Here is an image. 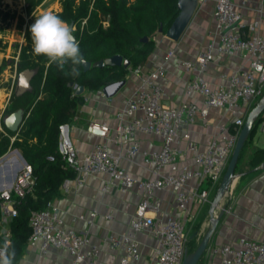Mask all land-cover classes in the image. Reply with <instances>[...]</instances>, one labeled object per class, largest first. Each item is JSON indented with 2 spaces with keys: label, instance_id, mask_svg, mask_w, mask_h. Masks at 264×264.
<instances>
[{
  "label": "built area",
  "instance_id": "obj_1",
  "mask_svg": "<svg viewBox=\"0 0 264 264\" xmlns=\"http://www.w3.org/2000/svg\"><path fill=\"white\" fill-rule=\"evenodd\" d=\"M196 1L203 3L206 0ZM245 3V0L238 3L235 0H213L211 17L214 28L209 40L194 58L181 61V66L190 72L184 95L198 94L201 103L183 100L177 105H165L161 83L165 69L162 65L149 69L139 65L128 72L136 79V88L115 114L118 124L112 128L115 141L123 145L122 152L98 141L79 158L68 134L69 124L58 126L56 151L61 161L73 170L75 185L81 184L89 175L102 174L106 178L101 183V192L115 189L125 193L135 189L139 193L127 230L107 237L110 249L124 250L117 264L137 263L139 243L135 235L141 231L149 232L156 240V264L182 263L187 240L184 222L160 211L157 192L167 189L178 212H185L188 204L207 202L209 189L222 178L250 104L264 91V37L257 32V21L247 24L242 20L240 8H245ZM263 5L264 0H256L254 9L260 19L264 17ZM173 55L174 52L168 50L162 59L167 61ZM217 55L237 56L241 66L229 74H220L221 81L212 86L203 74L207 64ZM118 84L110 83L101 90L107 96L112 95L117 92ZM209 108L223 109L229 125L224 132L209 137L204 148L199 149L190 140L189 133H179V128L194 123L197 115L205 117ZM262 115L258 126L264 134V111ZM85 130L101 140L107 138L111 127L106 121H92ZM135 133L157 137L159 148L142 149L134 141ZM182 142L192 153V167L162 173V168L177 162ZM137 156L150 165L155 175L153 178L137 179L120 168L122 159L133 162ZM47 159L53 161V156ZM10 160L3 163V171H0V249L10 240L11 233L5 228L6 224L16 216L20 199L31 194L35 186L31 166L21 162L17 155ZM15 162L18 168L10 186L6 187V170L10 171ZM191 180L197 182L193 188L188 185ZM67 183L68 180H64L61 187H66ZM97 214L95 209L92 210L84 219L86 225L91 226ZM104 217L111 218L110 215ZM28 226L26 247L37 248L40 254L50 249H65L71 256L70 264H97V249L90 243L87 231L79 232L72 226H65L53 201L46 203L42 210L31 211ZM210 254L219 257L218 264H264V238L255 241L240 237L232 244L211 247Z\"/></svg>",
  "mask_w": 264,
  "mask_h": 264
},
{
  "label": "crops",
  "instance_id": "obj_2",
  "mask_svg": "<svg viewBox=\"0 0 264 264\" xmlns=\"http://www.w3.org/2000/svg\"><path fill=\"white\" fill-rule=\"evenodd\" d=\"M4 1H1L2 7L11 6V3H8L11 0ZM238 2L239 0H235V3ZM245 2L246 7L240 8L242 20L247 24L257 21V32L264 37V17L261 19L257 17L254 9L256 0H245ZM212 8L213 0H206L203 3H198L196 0H178V12L173 23L165 33L155 38V49L143 68L149 69L162 65L165 69L164 76L161 78L165 105H177L183 100L201 103L202 99L198 94L189 97L184 95V87L190 78V72L181 66V61L194 58L209 40L214 28L211 17ZM262 10L264 12V5ZM23 30L24 28L22 36ZM168 50H172L174 55L171 59L163 61L162 56ZM1 58L2 54H0ZM240 66L241 61L237 56L217 55L207 64L203 76L208 84L215 86L221 81L220 74H229ZM123 81V85L117 92L109 96L105 95L101 89L97 91L83 89V103L78 107L68 129L70 140L79 158L98 141L114 151L122 152L123 145L115 141L112 128L116 123L118 124L115 114L120 111L126 98L136 88V79L127 73ZM8 97V94L0 92V109L6 105ZM252 103L249 110L255 105L252 106ZM92 121H106L109 124L111 131L107 138L99 140L86 132V125ZM228 125L229 118L223 109L209 108L205 117L197 115L194 123L180 127L179 133H189L190 140L196 143L199 149H203L209 137L224 132ZM261 136H257L255 132L251 140L243 145L240 151L242 163L239 165L237 162V166L239 165L237 169L240 172L237 173V177L233 178L223 201L214 209V215L220 216L207 242L206 249L196 264L219 263V257L210 254L213 246L229 245L240 237L255 241L264 238V168L260 165L251 168L248 164L254 149L264 150L262 132ZM133 138L142 149L149 151L159 148L157 137L135 133ZM180 150L177 162L162 168V173L176 172L181 167H192V153L186 149L184 142L180 145ZM120 168L137 179L155 176L150 165L145 163L140 156H137L133 162L122 159ZM0 171H3V168ZM243 173H246L244 177H242ZM105 178L102 174L89 175L79 185H75L74 181L69 179L67 186L60 187L58 197L52 201L59 209V215L65 226H72L79 232L87 231L90 243L97 249V264H117L124 250L123 248L110 249L107 237L127 230L129 219L139 200V193L135 189L125 193H120L115 189L101 192L100 186ZM188 185L193 188L197 182L191 180ZM201 187H204V184ZM157 197L160 200V211L163 214H171L184 222L186 237L196 221L200 220L204 224L202 215L205 205L209 203V196L207 202L203 204L196 202L188 204L185 212H178L175 209L172 196L167 189L157 192ZM94 209L98 213L97 217L94 223L88 226L84 219L89 217ZM206 214L208 219V209ZM105 215H110L111 218L106 219ZM72 218L75 220L72 221ZM5 228H9L7 224ZM135 236L139 243V260L131 264H156L155 238L147 231H141ZM70 261L71 256L65 249H50L47 253L40 254L37 248L26 247L16 264H70Z\"/></svg>",
  "mask_w": 264,
  "mask_h": 264
},
{
  "label": "trees",
  "instance_id": "obj_3",
  "mask_svg": "<svg viewBox=\"0 0 264 264\" xmlns=\"http://www.w3.org/2000/svg\"><path fill=\"white\" fill-rule=\"evenodd\" d=\"M177 3L178 0H60V10L53 14L74 27L72 34L87 62L93 64L116 54L129 62L127 68L103 65L87 71L79 65V74L75 76L70 74L71 65L66 66L65 71L69 74L65 75L55 63L50 64L45 56L35 54L31 26L36 18L30 16L35 2L26 4L29 18L23 30L24 43L18 47L16 70L17 73L25 69L31 72L29 87L21 94L12 90L3 110L7 115L22 110L17 130L9 131L3 121L0 123V156L9 148L17 149L25 163L31 166L35 177L32 193L20 199L17 214L8 224L10 250L14 249L16 253L14 264L26 248L30 212L44 209L46 203L58 197L62 182L75 175L56 151L58 126L69 124L83 103V94L75 95L72 86L81 85L84 90L97 91L110 83L123 81L130 69L144 65L155 49V38L167 31L177 15ZM9 15V12L0 10V21ZM4 47L0 38V51ZM2 69L0 64V73ZM262 114L263 111L243 145L256 132ZM50 155L53 161L47 159ZM263 161L264 150L254 149L248 164L256 168ZM245 175L243 173L242 177Z\"/></svg>",
  "mask_w": 264,
  "mask_h": 264
},
{
  "label": "rangeland",
  "instance_id": "obj_4",
  "mask_svg": "<svg viewBox=\"0 0 264 264\" xmlns=\"http://www.w3.org/2000/svg\"><path fill=\"white\" fill-rule=\"evenodd\" d=\"M1 1H4V0H0V10L9 12L10 17L5 19L4 21H0V36L2 37L3 41H5V47L0 51V54H2V58L0 59V64L3 65V69L0 73V92H4L10 95V92L12 90L15 93H17L18 91V85H17L18 73L16 70L17 63H18V55H19L18 47L24 43V39L21 34H22V29L25 27L27 23V19L29 18L28 17L29 13H26L25 11V7L27 6L26 4L30 1L35 2L34 8L32 9L30 14L32 18H38L41 14L45 12L55 13L59 11L60 0H11L10 2H8V3H11V6L4 5V7H2L3 4H1ZM69 27L71 30L74 28L71 25H69ZM263 95H264V91L261 96ZM258 99L259 97L253 100L254 102L252 101L253 102L252 106L256 104ZM5 107L6 105L0 109V123L7 116V114L3 112ZM256 132H257V136L259 135L260 137H262L261 132H260V126H257ZM15 150L17 149L9 148L3 154V155H6L4 158H1L0 156V168L2 167L3 163H8V161L12 157L14 156L16 157V153L14 152ZM237 162L239 165H241L242 163L241 158L239 159V161L237 160ZM237 162L235 165L236 168L234 169L235 175H237V173L240 172L237 169V167L239 166V165L237 166ZM17 167L18 165H15L14 163V168H12L13 170L11 169L12 171H10L8 175L9 182H12L13 175L16 172ZM231 182H233V180ZM219 183L220 181L213 188L209 189V192H208L209 194L208 202L209 203L212 200ZM226 191L224 192L219 203L223 201ZM209 203L205 205L204 210H203L202 219L204 220V224H202V221L198 220L192 225V227L188 231V234L186 237L187 238L186 254H190L197 247L203 234L205 233L208 227V219L206 216L207 215L206 210L208 209ZM184 232H186L185 229H184Z\"/></svg>",
  "mask_w": 264,
  "mask_h": 264
},
{
  "label": "water",
  "instance_id": "obj_5",
  "mask_svg": "<svg viewBox=\"0 0 264 264\" xmlns=\"http://www.w3.org/2000/svg\"><path fill=\"white\" fill-rule=\"evenodd\" d=\"M173 23V21H172ZM171 23V24H172ZM168 30V29H167ZM160 31V30H159ZM143 41L146 40L145 38L142 39ZM103 65H109V66H122L123 68H127L129 65V62L127 60H123L120 55H112L110 57H107L105 59H100L97 62L90 64L89 62L86 61L85 64L80 65L83 71H87L91 67H102ZM31 77V73L28 70H22L21 72L18 73V79H17V85H18V91L16 94H21L23 93L26 89L29 87V79ZM124 81H120L119 84L117 85L115 90H118L122 85ZM68 86H72V83H68ZM73 87V86H72ZM83 92V87L81 85L75 87L74 94L79 95ZM264 111V95L261 96L256 104L249 110L247 113L245 120L243 122V125L240 128V131L238 133L237 139L235 146L232 150L231 156L228 160L227 166L225 168V171L222 175V178L220 180V183L218 187L216 188L215 194L212 198V200L209 203L208 206V219H209V226L206 229L205 233L203 234L199 244L197 247L190 253L186 254L182 260L181 264H196L198 261L199 257L201 254L204 252L207 246V242L218 222L219 216L220 215H214V209L219 206V201L221 200L224 192L228 189L231 181L233 178H235L234 174V169L236 162L239 157V153L243 147V144L248 137L249 132L251 131L253 127V123L257 119L258 115ZM22 118V110L17 109L16 111L8 114L4 120H3V125L4 127L9 130V131H16L19 123ZM254 128V127H253ZM18 158L20 159L21 162L24 163L23 158L21 157L20 153L15 150L14 151ZM15 165H18L17 162H15ZM261 168H264V161L260 164ZM14 168V166L12 167ZM18 168V167H17ZM13 170V169H12ZM11 170V171H12ZM7 172V181H6V187H9L11 182L8 180V175L10 173L9 170H6ZM15 175V173H14ZM13 175V178H14Z\"/></svg>",
  "mask_w": 264,
  "mask_h": 264
},
{
  "label": "clouds",
  "instance_id": "obj_6",
  "mask_svg": "<svg viewBox=\"0 0 264 264\" xmlns=\"http://www.w3.org/2000/svg\"><path fill=\"white\" fill-rule=\"evenodd\" d=\"M31 36L35 54L45 56L50 64L55 63L61 71L71 65L70 74L75 76L79 74L77 66L86 63L69 25L56 14L45 12L36 18L31 26ZM68 74L65 71V75ZM15 255V250H10L6 242L0 249V264H14Z\"/></svg>",
  "mask_w": 264,
  "mask_h": 264
},
{
  "label": "bare ground",
  "instance_id": "obj_7",
  "mask_svg": "<svg viewBox=\"0 0 264 264\" xmlns=\"http://www.w3.org/2000/svg\"><path fill=\"white\" fill-rule=\"evenodd\" d=\"M2 168H4L3 166L0 168V169H2ZM10 171H11V169H10ZM4 184V183H3Z\"/></svg>",
  "mask_w": 264,
  "mask_h": 264
}]
</instances>
